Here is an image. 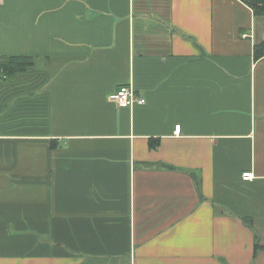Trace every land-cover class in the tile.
<instances>
[{"label":"crops","instance_id":"obj_1","mask_svg":"<svg viewBox=\"0 0 264 264\" xmlns=\"http://www.w3.org/2000/svg\"><path fill=\"white\" fill-rule=\"evenodd\" d=\"M263 38L242 0H2L0 264H264Z\"/></svg>","mask_w":264,"mask_h":264},{"label":"trees","instance_id":"obj_2","mask_svg":"<svg viewBox=\"0 0 264 264\" xmlns=\"http://www.w3.org/2000/svg\"><path fill=\"white\" fill-rule=\"evenodd\" d=\"M246 3L253 11L255 16H263L264 17V0H242ZM190 37V36H189ZM191 38V37H190ZM194 40V39H192ZM194 43H196L194 41ZM264 56V38L253 45V57L255 60L260 59ZM33 59L32 57L27 56H12V55H2L0 56V77H10L12 74L32 68ZM152 146V143H150ZM196 185L199 189V182H196ZM243 222L246 225H250V221L248 219H243ZM262 247L259 244L258 236L255 232L254 234V249L255 251ZM264 248V247H263Z\"/></svg>","mask_w":264,"mask_h":264},{"label":"built area","instance_id":"obj_3","mask_svg":"<svg viewBox=\"0 0 264 264\" xmlns=\"http://www.w3.org/2000/svg\"><path fill=\"white\" fill-rule=\"evenodd\" d=\"M2 0H0L1 2ZM246 36V35H244ZM109 99L116 102L120 107H132L134 104L143 105L145 103L144 97L139 95L131 83L122 84L117 87L110 95ZM175 132H179V126H176ZM253 174L250 171H244L241 174L243 180L252 179Z\"/></svg>","mask_w":264,"mask_h":264}]
</instances>
